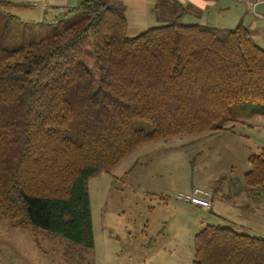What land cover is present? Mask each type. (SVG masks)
Instances as JSON below:
<instances>
[{"label":"trees","instance_id":"16d2710c","mask_svg":"<svg viewBox=\"0 0 264 264\" xmlns=\"http://www.w3.org/2000/svg\"><path fill=\"white\" fill-rule=\"evenodd\" d=\"M3 11L0 216L14 225L92 248L93 176L158 140L264 120V48L241 22L175 18L130 37L123 6L81 0L15 45ZM248 161L244 185L264 199V148ZM194 246V264H264V238L229 227L204 226Z\"/></svg>","mask_w":264,"mask_h":264},{"label":"rangeland","instance_id":"374dc122","mask_svg":"<svg viewBox=\"0 0 264 264\" xmlns=\"http://www.w3.org/2000/svg\"><path fill=\"white\" fill-rule=\"evenodd\" d=\"M2 9L4 17L15 18V45L22 42L23 25L38 27L43 21L26 17L22 10ZM252 12L251 7L249 19ZM238 19L224 18L218 26L234 28ZM34 29L31 41L39 39ZM255 34L254 40L264 48L262 33ZM225 126L218 132L147 144L113 170L93 176L88 181L92 248L14 225L0 216V264H194L196 234L204 226L226 224L222 216L230 210L232 193L244 185L248 157L264 148L262 117ZM196 187L209 190L210 201L214 192L212 210L177 198Z\"/></svg>","mask_w":264,"mask_h":264},{"label":"crops","instance_id":"0c3cea01","mask_svg":"<svg viewBox=\"0 0 264 264\" xmlns=\"http://www.w3.org/2000/svg\"><path fill=\"white\" fill-rule=\"evenodd\" d=\"M105 1L116 2L124 7L127 34L130 37L140 34L151 26L162 25L164 21H172L175 18H180L188 24L211 27H219L224 18H239V23H243L254 39L255 33H262L264 37V0ZM80 2L81 0H0V6L25 11L26 17L32 15L38 20L52 21L56 15L78 7ZM251 7L253 12L252 18L249 19L248 13ZM232 194H234V200L229 198L230 210L222 216L226 222L223 226L250 236L264 238V199L261 196L250 195L245 185L240 186ZM214 202L213 192L211 207L208 210L213 209Z\"/></svg>","mask_w":264,"mask_h":264},{"label":"built area","instance_id":"2783aa9c","mask_svg":"<svg viewBox=\"0 0 264 264\" xmlns=\"http://www.w3.org/2000/svg\"><path fill=\"white\" fill-rule=\"evenodd\" d=\"M211 193L199 187L193 188L189 193H179L177 198L203 209L211 207Z\"/></svg>","mask_w":264,"mask_h":264}]
</instances>
